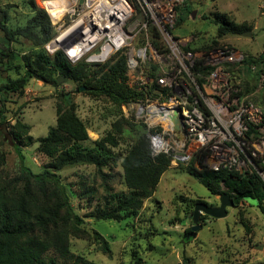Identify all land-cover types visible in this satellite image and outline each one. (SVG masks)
<instances>
[{
	"label": "trees",
	"instance_id": "obj_1",
	"mask_svg": "<svg viewBox=\"0 0 264 264\" xmlns=\"http://www.w3.org/2000/svg\"><path fill=\"white\" fill-rule=\"evenodd\" d=\"M19 2L31 13L24 25L6 24L8 14L0 10V30L3 35L0 42L1 58L5 56L10 61L13 50L10 43L18 41L19 37L29 40L35 49L21 56L24 74L0 84V104L7 100L9 93L22 92L31 76L38 75L52 85L57 84L58 77L64 76L78 88L83 86L91 95L105 97L117 107V111L109 131L92 140L88 146L84 144V141L89 140L88 127L76 112L75 105L67 97L62 100L58 97L55 124L48 127L45 136L38 138L36 147L39 153L48 158L43 169L33 172L25 166L20 150L16 148L20 160L17 174L8 176L0 170V264H97L69 249V239L78 234L84 217L120 220L136 215L142 200L152 194L160 175L171 162L168 154H152L143 121L135 113L125 117L120 107L144 100L146 96L163 101L167 92L162 91V95H159L154 92L155 85L145 92L125 84L127 66L121 52L114 53L103 63L81 60L72 64L60 50L49 56L43 45L54 33L46 13L36 7L33 0ZM181 13L178 8L176 23L181 20ZM214 23L218 36L239 34L249 28L244 23L229 20L225 14H216ZM149 30L154 36L153 45L163 49L152 26ZM182 48L196 51L191 45H183ZM210 48L213 47L203 50ZM243 62L245 65L239 73L233 70V74L240 77L245 71L246 76L254 81L255 74L264 71V45L257 58L246 56ZM250 63L258 67L255 74L248 67ZM243 85L245 92L252 91L245 83ZM28 132L29 125L15 120L7 133L17 144L26 145L33 141ZM203 155L204 152L197 153L185 164V171L189 175L210 194L223 193L220 189L222 184L234 205L245 200L255 204L264 213V182L257 173L242 174L226 168L214 171L202 163L198 168L195 162L200 163ZM3 161L4 157L0 153V169ZM77 164L92 165L95 170L90 178L81 175L74 184L79 189L75 195L85 199L87 205L96 201L91 210L83 215L75 212L67 188L57 173L65 166ZM116 166L121 168V173L115 172ZM118 175L122 188L114 190L111 181ZM96 178H99V183ZM195 202L192 200V205ZM192 205L189 210L191 216ZM189 230L190 227L186 229V236ZM93 234L101 250L110 253L107 240L95 230Z\"/></svg>",
	"mask_w": 264,
	"mask_h": 264
},
{
	"label": "rangeland",
	"instance_id": "obj_2",
	"mask_svg": "<svg viewBox=\"0 0 264 264\" xmlns=\"http://www.w3.org/2000/svg\"><path fill=\"white\" fill-rule=\"evenodd\" d=\"M33 1L36 7L46 13L52 34H55L54 25L43 9V0ZM179 9L182 12L181 20L174 25L172 33L181 38L182 46L191 45L197 51L205 47L226 45L255 58L263 49L264 0H183ZM0 10L7 12L6 24L10 26L24 25L31 14L19 0H0ZM216 14H225L229 20L244 23L249 28L239 34L218 36L217 25L214 23ZM247 31H250V35L242 33ZM2 36L0 30V42ZM10 45L13 49L10 61L0 55V84L23 75L25 68L21 56L35 49L24 37H19L18 41H12ZM240 77L248 89L254 90V81L246 76L245 71ZM125 84L132 87L127 73ZM262 95L257 94L264 100ZM58 97L60 100L64 97L71 99L87 127L99 132L95 136L89 132L92 138L84 141L85 145L90 146L93 138L104 135L112 127L117 107L105 97H95L83 86L78 88L67 79L52 85L31 76L22 92L9 93L7 100L0 104V121L3 119V123H0V153L4 157L0 169L2 173L8 176L17 174L20 160L16 148L20 150L25 166L33 172L43 169L48 158L39 153L36 147L38 138L45 136L48 127L55 124V103ZM120 111L129 117L135 107L121 106ZM15 120L29 125L28 134L33 139L30 144H17L7 133ZM201 163L196 161L195 166L199 168ZM186 166L185 163L169 162L152 194L142 200L136 215L120 220L84 217L78 234L69 239L70 251L97 264H264V213L248 201L227 207V214L222 218L201 214L198 220L201 226L195 237L186 236V229L192 225L189 211L192 200L210 206L219 205V194H210L185 171ZM94 171L92 165L85 164L65 166L57 171L79 215L91 210L96 201L87 205L85 199L75 195L79 189L74 184L80 180L81 175L90 178ZM115 172L121 173V168L116 166ZM254 172L251 170L242 174ZM119 178L118 175L111 181L114 190L122 188ZM96 180L100 182L99 178ZM220 189L225 191L222 184ZM93 230L107 240L110 253L101 250Z\"/></svg>",
	"mask_w": 264,
	"mask_h": 264
},
{
	"label": "built area",
	"instance_id": "obj_3",
	"mask_svg": "<svg viewBox=\"0 0 264 264\" xmlns=\"http://www.w3.org/2000/svg\"><path fill=\"white\" fill-rule=\"evenodd\" d=\"M57 1L43 0L56 30L43 46L47 53L60 50L74 64L103 63L121 52L132 87L167 92L163 101L146 96L128 105L145 124L153 155L186 164L204 152L207 168L254 170L264 182V100L257 96H264V71L248 65L258 73L254 90L245 92L233 74L245 65V53L226 45L184 50L172 33L183 0H64L60 16L51 11ZM150 26L163 49L153 45ZM173 110L181 133L173 129Z\"/></svg>",
	"mask_w": 264,
	"mask_h": 264
},
{
	"label": "water",
	"instance_id": "obj_4",
	"mask_svg": "<svg viewBox=\"0 0 264 264\" xmlns=\"http://www.w3.org/2000/svg\"><path fill=\"white\" fill-rule=\"evenodd\" d=\"M244 35H250V31L242 32ZM37 79L44 81L38 75H34ZM67 78L64 76H60L57 78V83L62 80H66ZM169 117L173 122V129L181 133V123L179 118L176 117V111H170ZM219 205L218 206H210L205 202L198 201L193 205V211L191 216L192 225L190 226L189 233L187 237H195L197 230L200 228V223L198 222L201 214H206L213 218H222L227 214V207H231L234 205L233 199L225 192L219 194Z\"/></svg>",
	"mask_w": 264,
	"mask_h": 264
},
{
	"label": "bare ground",
	"instance_id": "obj_5",
	"mask_svg": "<svg viewBox=\"0 0 264 264\" xmlns=\"http://www.w3.org/2000/svg\"><path fill=\"white\" fill-rule=\"evenodd\" d=\"M67 3L68 2L64 0L57 1V4H53V6L51 7V11L54 15L60 16L63 11V8L65 7V5H67Z\"/></svg>",
	"mask_w": 264,
	"mask_h": 264
},
{
	"label": "crops",
	"instance_id": "obj_6",
	"mask_svg": "<svg viewBox=\"0 0 264 264\" xmlns=\"http://www.w3.org/2000/svg\"><path fill=\"white\" fill-rule=\"evenodd\" d=\"M89 132H92V133H94V136H95V134H97V135H99V132L98 131H96V130H94V129H89V128H87V134H88V136H89ZM89 137H91L92 138V136H89ZM98 137V136H97ZM94 139H96V138H93V140Z\"/></svg>",
	"mask_w": 264,
	"mask_h": 264
}]
</instances>
